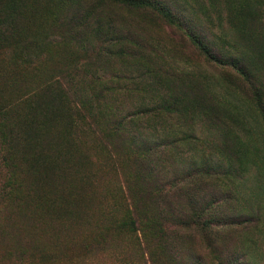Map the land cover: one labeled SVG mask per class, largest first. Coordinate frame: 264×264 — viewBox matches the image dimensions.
<instances>
[{
  "label": "rangeland",
  "instance_id": "obj_1",
  "mask_svg": "<svg viewBox=\"0 0 264 264\" xmlns=\"http://www.w3.org/2000/svg\"><path fill=\"white\" fill-rule=\"evenodd\" d=\"M152 1L170 18L119 0H27L35 10H24L15 36L1 44L0 264H264V117L246 79L191 38L264 84V0ZM98 23L101 38L92 32ZM129 34L132 42L116 45V36ZM24 46L30 64L17 60ZM164 99L178 110L158 105L134 124L110 121ZM30 128L45 142L36 165L25 146ZM173 132L188 136L175 150ZM152 140V159L166 175L147 184L140 160ZM218 147L238 171L228 177L213 169L187 188L192 164L218 168ZM181 193L197 202L175 203ZM72 200L80 212L87 202L89 209L79 217ZM200 211L229 218L208 238L194 225ZM256 212L260 223L234 218Z\"/></svg>",
  "mask_w": 264,
  "mask_h": 264
},
{
  "label": "trees",
  "instance_id": "obj_2",
  "mask_svg": "<svg viewBox=\"0 0 264 264\" xmlns=\"http://www.w3.org/2000/svg\"><path fill=\"white\" fill-rule=\"evenodd\" d=\"M118 1V0H117ZM119 1H123L126 4H129L130 6H134V7H143V8H154L158 11H160L165 17L170 18V13L169 11H167L165 9V6H163L162 4L159 3H155L152 0H119ZM161 5V7H160ZM4 7V8H3ZM8 9L11 10V12H6ZM25 10V12L27 10H35V7L29 6L27 0H7V2H5L4 4L0 5V48H1V44H3L5 41H7L8 39H11L12 37L15 36V32H16V27L15 24H19L20 21L25 20V16L23 15V11ZM6 13V14H4ZM27 14V13H25ZM242 15V14H240ZM28 20H30L28 18ZM32 21V20H31ZM231 21H233V19H229V22L232 26ZM235 22V20H234ZM18 29V27H17ZM92 32L97 35V36H101L105 34V30L103 29V27L100 25V23H98V25L96 27L92 28ZM112 33H110L111 35ZM112 37V36H111ZM129 38L130 40H127L125 36H116V45H119V43H124V42H132L133 41V36L131 34H129ZM191 38L193 39L194 42H196V44H198L200 46V48L204 51V53L209 57V59L213 62H216L220 65L223 66H232L234 69H236L248 82L249 87L252 91L253 94V98L256 102V106L257 109L259 110L260 113H262L263 117H264V84L259 83L258 82L260 80H262L260 77L254 76L255 74L249 70L248 68L242 66V63L233 60L232 62H228V61H224L222 59L217 58L215 55L212 54V52L208 49V46L202 41L200 40L197 36H191ZM99 39V38H98ZM112 40V38H111ZM31 48L29 47H21L18 51V58L17 60L20 62L19 64H30L33 59L34 56L33 54L30 53ZM129 52V49L127 48V53ZM253 77H256V81L253 80ZM95 80L100 83L101 80V75H99L98 73H96L94 75ZM7 80H15V77H10L9 79V75L6 77L5 81ZM75 90L73 91V97H75L77 100H81L84 97V91L80 88H78V85H75ZM99 97V96H98ZM165 102H161L160 104H157V106H155V108H148V110L146 111H139V112H132V113H127L126 115H124L122 117V114H120V112L118 111L117 113H113L112 116L110 117V121H112L113 123H116V126L121 127L125 122L128 124H134L135 123V118L136 117H140V116H144V115H148L151 114L153 111L155 110H159L161 107H158V105H166V108L168 113L170 112H175L176 110H178L179 107H177V102L176 101H171L170 99H164ZM116 107V102L114 101L113 106H112V112L117 110L115 109ZM177 107V108H176ZM139 120H136V124ZM34 122V120L31 121V123ZM121 130H116L114 132L115 136L118 134V132ZM1 132V130H0ZM193 134V132H190ZM248 133H250V131L248 130ZM189 135V134H188ZM187 135L184 134L183 138H180V136H177V132H173L170 136H169V140H170V144H171V148L172 149H177V143L187 139ZM131 138L134 142H136L138 140L137 137L131 135ZM25 146L26 149L28 150V155H31L35 165L39 164V156L40 153H42V150L45 147V142H41V138H38V133L36 132L35 128H30L26 133H25ZM196 139V138H195ZM237 139H241L240 134L237 135ZM211 141V145H213L214 141L212 139H209ZM157 140H152L150 142V149L152 150V152L149 150V152L151 153L150 155L144 157L142 160H140V172H139V176H140V180L146 181L147 184H150L151 182H156L157 178L160 176V174L163 176L166 175V171L165 168H158L157 169V160L152 159V155H154L153 152V145L157 142ZM49 143V142H48ZM224 143L226 145H230V141L229 140H225ZM148 148V144L146 145ZM165 147V146H164ZM218 151L220 152V154L223 157V160L221 159L220 154H216L213 158V160L217 161L219 164L218 168L215 167H209L208 166V162L203 161V163L201 162V165L199 166L198 162L192 164V172L194 173V176L190 177L188 180V184H187V188L192 185L193 183H195V185L199 184V181L195 182V178L196 177H200V174L202 176L205 175H210V170L215 169L217 171V173L219 175L222 176H232L231 174L238 171L237 170V165L235 164V158L233 157L232 154L229 153V151H227L224 147H218L217 148ZM161 155L163 156V154L165 153V150L162 151L160 150ZM4 161V160H3ZM36 168V167H35ZM157 173H159L157 175ZM185 190V189H182ZM159 193V192H158ZM230 193V192H229ZM183 196V197H181ZM181 197V198H180ZM163 198V197H161ZM71 199V196H70ZM181 199H187L188 201H192V202H197L196 199L193 198L192 195L189 194H179V196H177V200H175V203H179L181 201ZM203 197H200L199 201H203ZM83 200V199H82ZM82 200L80 203H82ZM73 201V200H72ZM198 201V202H199ZM174 203V204H175ZM74 207L77 210L79 217L80 215L85 214L86 210H88V205L89 203H85L84 204V208L81 211V206L77 207V205L79 203H76L73 201ZM77 207V208H76ZM88 208V209H87ZM73 209V211L75 210ZM178 216L177 218L182 219L181 217H183L184 214V209H180L178 210ZM206 213V215L209 216V218H206L208 220V222H206L204 220V222L202 224L198 223L201 221V219H203L202 217L204 216V214ZM196 215V217L198 218V222L194 223L195 226L200 225L201 229H203V231L205 232L206 236L208 238H210L209 233H211V231H213V229L215 228V226H218L219 224H221L223 221H225L226 219L229 218V216L225 215V213L222 211V213L219 215H217V211H215V215L214 216V212H203L200 211L199 215ZM78 217V218H79ZM237 217L240 218H246L248 221L250 222H254V223H260L262 218L260 215V212H256V213H251V214H237L236 216H234V218L236 219ZM83 219V218H81ZM182 222V220H180ZM80 224L82 225V223L80 222ZM188 225L191 226V224L189 223ZM19 235H22L21 233V229H19ZM72 232L71 233H67V236H72ZM212 241H215L214 239ZM209 242V244L211 246L215 245V243ZM24 246V245H23ZM10 253V252H9ZM218 262H220L221 264L223 263V260L221 258L217 259ZM228 264H241V262H239L238 260H230L228 262Z\"/></svg>",
  "mask_w": 264,
  "mask_h": 264
}]
</instances>
